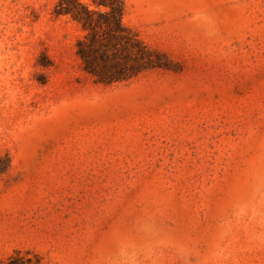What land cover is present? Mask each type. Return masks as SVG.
<instances>
[{
  "label": "rangeland",
  "instance_id": "rangeland-1",
  "mask_svg": "<svg viewBox=\"0 0 264 264\" xmlns=\"http://www.w3.org/2000/svg\"><path fill=\"white\" fill-rule=\"evenodd\" d=\"M59 1L0 0V264H264V0H122L108 84Z\"/></svg>",
  "mask_w": 264,
  "mask_h": 264
},
{
  "label": "trees",
  "instance_id": "trees-1",
  "mask_svg": "<svg viewBox=\"0 0 264 264\" xmlns=\"http://www.w3.org/2000/svg\"><path fill=\"white\" fill-rule=\"evenodd\" d=\"M104 11L89 10L77 0H60L56 13L68 15L86 32L83 39L76 44V53L82 62L83 70L96 77V82L108 84L123 80L139 70L158 66L150 52L130 30L122 24V0H92ZM110 47H119L126 52L132 63L127 69L124 62L106 63L105 51ZM100 60L104 69L112 67L111 71H99L96 66ZM7 264H17V259H10Z\"/></svg>",
  "mask_w": 264,
  "mask_h": 264
}]
</instances>
